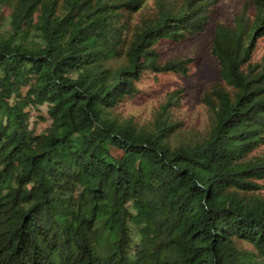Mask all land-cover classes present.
Returning a JSON list of instances; mask_svg holds the SVG:
<instances>
[{"label": "trees", "instance_id": "1", "mask_svg": "<svg viewBox=\"0 0 264 264\" xmlns=\"http://www.w3.org/2000/svg\"><path fill=\"white\" fill-rule=\"evenodd\" d=\"M147 1L0 0V264H264V0L215 24L221 80L186 138L166 106L144 126L118 107L188 71L163 46L219 0Z\"/></svg>", "mask_w": 264, "mask_h": 264}, {"label": "rangeland", "instance_id": "2", "mask_svg": "<svg viewBox=\"0 0 264 264\" xmlns=\"http://www.w3.org/2000/svg\"><path fill=\"white\" fill-rule=\"evenodd\" d=\"M154 0L147 1V8L152 9ZM243 10L253 12L250 0H219L205 29L198 35L191 36L177 43L163 46L164 58L188 59V71L160 73L156 77L149 73L137 83L139 92L127 98L118 110L127 117H132L139 126L148 125L163 106L171 113L176 124L178 136L190 137L206 131L209 126V113L201 100L202 91L216 81H220L218 61L211 53L213 31L218 22L230 23ZM8 8L5 12H8ZM138 16H135V20ZM2 29L8 28V21L0 19ZM253 60L264 62V36L256 40ZM179 94L175 99V94ZM176 103V104H175ZM45 113V107H40ZM34 124L38 131L50 125L51 121L42 118L38 110H32ZM192 132H195L192 134Z\"/></svg>", "mask_w": 264, "mask_h": 264}]
</instances>
